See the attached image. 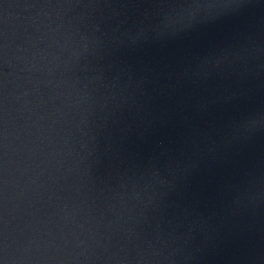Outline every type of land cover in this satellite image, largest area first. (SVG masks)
I'll use <instances>...</instances> for the list:
<instances>
[{"label": "water", "instance_id": "95a60500", "mask_svg": "<svg viewBox=\"0 0 264 264\" xmlns=\"http://www.w3.org/2000/svg\"><path fill=\"white\" fill-rule=\"evenodd\" d=\"M0 264H264V0H0Z\"/></svg>", "mask_w": 264, "mask_h": 264}]
</instances>
